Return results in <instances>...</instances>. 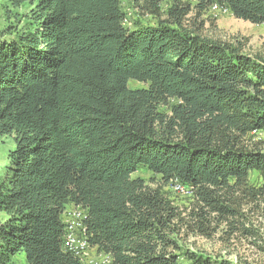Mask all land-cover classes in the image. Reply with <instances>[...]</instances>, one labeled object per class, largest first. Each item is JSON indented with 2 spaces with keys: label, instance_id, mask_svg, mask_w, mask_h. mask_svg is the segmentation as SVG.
Here are the masks:
<instances>
[{
  "label": "trees",
  "instance_id": "obj_1",
  "mask_svg": "<svg viewBox=\"0 0 264 264\" xmlns=\"http://www.w3.org/2000/svg\"><path fill=\"white\" fill-rule=\"evenodd\" d=\"M130 1L156 18L169 4L167 19L129 28L121 0H11L33 9L31 29L0 41V139L14 144L0 264H83L64 246L69 207L87 213L88 244L109 264H234L180 244L221 225L264 253L249 219L264 220V51L184 24L218 4L264 25V0ZM141 169L162 186L135 178ZM177 183L193 200L187 216L163 191Z\"/></svg>",
  "mask_w": 264,
  "mask_h": 264
},
{
  "label": "rangeland",
  "instance_id": "obj_2",
  "mask_svg": "<svg viewBox=\"0 0 264 264\" xmlns=\"http://www.w3.org/2000/svg\"><path fill=\"white\" fill-rule=\"evenodd\" d=\"M196 5L194 0H184ZM123 2V3H122ZM218 5V4H215ZM121 6L127 13L126 26L134 28L136 26H156L159 20H166V11L169 4L162 5V11L158 18L143 13L130 0H121ZM129 7V8H128ZM32 9L26 4L20 8H14L11 0H0V41H10L17 36V33L31 29ZM185 27L196 30L199 34L228 43H239L245 46L247 53L256 54L264 51V25H253L249 22L236 19L229 13L225 7L218 5V9L208 10L201 16L192 12L185 20ZM131 89L148 88V84L130 81ZM176 103L172 101L171 104ZM168 111L166 107L161 108ZM263 137V135H259ZM14 147L10 138L0 139V175L7 166L6 153ZM134 177L145 179L152 187L162 186L160 177L153 175L144 169L139 170ZM252 186H260L262 178L254 172L250 177ZM165 194L180 208L184 216H187L192 209V197L188 189L176 191L172 184L163 187ZM75 207H69L67 211L74 210ZM65 218V217H64ZM7 217L0 214V223ZM251 222L255 227H260L264 233V220L260 214L255 212L250 215ZM228 226L221 225L217 233L211 237L192 235L180 238V244L192 252L202 253L213 258L230 261L234 264H264V253L251 243L254 238H245L237 233L231 237L227 236ZM83 264H109L110 258L104 255H98L96 250H89L88 256L80 259ZM15 264H26L25 256L20 255L14 260Z\"/></svg>",
  "mask_w": 264,
  "mask_h": 264
},
{
  "label": "bare ground",
  "instance_id": "obj_3",
  "mask_svg": "<svg viewBox=\"0 0 264 264\" xmlns=\"http://www.w3.org/2000/svg\"><path fill=\"white\" fill-rule=\"evenodd\" d=\"M213 8L218 9V5H213ZM125 13H126V11H125ZM127 13H126V16H127ZM174 188L176 191H179V192L184 191L186 189L185 186L178 184V183L174 185ZM84 215L87 216V213L82 208L75 207L74 210H72V211L66 210L64 215H63V218L65 217L66 221H73V218H83ZM78 231H79L80 243H76V250H77V252H82V257H78V258L83 259L84 257L88 256L89 250L91 249L89 244H88V241H87L86 228H85L84 223H78ZM69 244H70L69 230L66 227V236H65L64 246L71 254L74 255V252L70 251Z\"/></svg>",
  "mask_w": 264,
  "mask_h": 264
},
{
  "label": "built area",
  "instance_id": "obj_4",
  "mask_svg": "<svg viewBox=\"0 0 264 264\" xmlns=\"http://www.w3.org/2000/svg\"><path fill=\"white\" fill-rule=\"evenodd\" d=\"M187 189V188H186ZM185 189V190H186ZM87 216L84 215L83 218H73V221H66V218H63V222L65 227L69 230L70 236V251L74 252L75 257H82V252H77L76 243H80L79 241V231H78V223H86Z\"/></svg>",
  "mask_w": 264,
  "mask_h": 264
}]
</instances>
